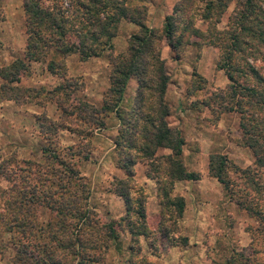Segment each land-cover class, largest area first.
<instances>
[{
	"label": "rangeland",
	"instance_id": "obj_1",
	"mask_svg": "<svg viewBox=\"0 0 264 264\" xmlns=\"http://www.w3.org/2000/svg\"><path fill=\"white\" fill-rule=\"evenodd\" d=\"M207 1H128L132 7L141 3L146 6L145 18L148 23L157 25L159 33L165 17L172 13L177 19L176 34L183 41L176 52L163 34L158 40L169 76L164 94L170 108L167 120L171 126L179 127L185 137L181 158L186 168L200 174L199 180L181 181L176 189L173 185L172 195H182L185 200L183 212L177 217L174 201L169 203L167 197L161 196L156 179L145 182L144 178V166L147 175L149 171L153 176L158 173L164 177L160 168L164 162L154 172V164L140 158L136 150L134 152L139 155L136 160L142 162H137L134 169L132 211L125 214L123 198L113 189L120 183L116 179L120 169L115 164L126 151L134 149L115 150L114 139L119 125L113 118L106 117L111 112L104 116V125L94 127L88 122L69 121V115L62 111L70 100L66 98L68 93L73 101L88 100L97 107L104 96L114 98L109 90V75L114 69L113 60L115 66H122L128 57L126 44L133 30L127 19L120 20L117 36L113 39L118 52H122L116 53L114 47L112 53L104 49L99 61L86 62L77 52L71 53L51 71L47 68L48 61L61 56L49 51L40 59H27L23 52V9L18 0H0V65L14 59H23L27 64L19 81L8 85L15 89L8 92L21 96L25 103L13 98L0 100V162L8 169L7 175L0 172V264H14L18 257L16 248L27 241L35 248L34 253L43 259L48 258V249L62 256L67 264H227L233 253L236 257L239 253L250 254L251 260L264 264V221H258L256 215L236 205L221 183L207 172L211 152L226 153L242 167L253 162L250 149L237 141V114L219 113L214 104L205 106L200 102L212 90L225 87L230 81L219 63L218 45L192 33V28L197 27L198 33L206 34L213 24L214 16L204 17ZM228 3L218 27L226 22L234 0ZM100 65L103 68L95 73ZM2 81L0 78V84ZM60 85L65 87L60 89ZM128 92L135 94L126 85L125 93ZM127 104L124 108L130 106ZM62 115L64 119L59 118ZM50 121L57 123V127L51 128ZM44 147L54 149L66 159L68 165L78 171L76 177L71 176L63 163L44 153ZM169 151L159 148L156 153ZM65 180L72 181L78 191L82 189V197L77 200L86 210L91 207L83 222L77 217H66L63 212L57 214L56 208H52V199L44 197L43 192L48 190L62 202L63 186L68 185ZM140 190L145 197L148 227L142 228L132 239L130 225L135 229L141 221L134 211L138 199L135 197ZM32 192H36L34 198ZM254 195L257 201L253 202L254 206L264 212V192ZM111 225L119 231L116 238L110 233ZM50 229L55 233L52 236ZM75 236L79 237L80 245L74 242ZM70 241L72 245H68ZM37 243L40 246L36 247ZM42 243L47 247L45 250Z\"/></svg>",
	"mask_w": 264,
	"mask_h": 264
},
{
	"label": "trees",
	"instance_id": "obj_2",
	"mask_svg": "<svg viewBox=\"0 0 264 264\" xmlns=\"http://www.w3.org/2000/svg\"><path fill=\"white\" fill-rule=\"evenodd\" d=\"M128 1L22 0L25 32L23 52L29 60L40 59L49 51L58 53L61 58H51L47 63V68L53 71L62 63L61 59L71 53L77 52L80 59L99 55L104 49H109L112 53L114 47L112 39L116 35L122 18L139 26V29L128 37L126 50L128 57L124 59L122 66L118 64L115 66V60L112 62L114 69L109 75V90L110 93H114V98L104 96L102 103L97 107L95 103L88 100L73 101V97L70 98L68 93L66 98L70 100L63 106L62 111L69 115V121L74 119L88 122L94 127L104 125L106 113L115 112L120 122L114 139L115 150L134 149L126 153L123 151L125 155L116 161V164L124 169L125 177H117L120 183L113 189L123 198L125 214L132 211L130 205L133 199L131 195L133 165L137 157L141 155L140 158L149 160L150 165L154 164V172L164 162V165L160 167L165 174L164 177H160L158 173L153 176L149 171L148 175L156 179L161 196L167 197L169 203L174 201L176 216L179 217L183 212L185 200L181 195H172L174 181L183 178L197 179L199 172L186 168L181 158L185 137L180 128L172 127L167 120L170 108L164 94L169 76L158 40L163 34L167 43L176 52L179 51L183 41L176 34L177 19L172 13L165 17L162 31L159 33L158 28L149 27L145 23L146 6L141 3L132 7ZM228 2L229 0H208L204 17L214 16L209 32L202 34L198 33L197 27L192 28V33L199 35V39L207 38V41L218 45L219 63L230 79L228 85L215 88L200 102L205 106L214 104L219 113L237 114L239 126L237 141L250 149L253 162L242 167L230 160L226 153L211 152L208 156V172L222 184L223 189L236 205L246 210L248 214L256 215L258 221H264V212L253 203H257L254 201L256 198L254 193L260 195L264 192V0H234L226 22L218 27L217 23L226 11ZM174 7L177 8V5ZM1 16L0 9V18ZM111 56L113 59L117 58L116 55ZM26 66L23 59H14L0 65V78L3 79V83L0 84V100L13 98L20 103L25 101L14 92L9 93L8 90L14 87H8V85L19 81L20 73ZM131 77L137 80V88L129 102L130 106L124 108L126 104L123 96ZM61 87L65 85H60L58 88L61 89ZM197 88H200V84H197ZM59 118L64 119L65 115ZM50 122L51 128L57 127V123ZM61 124L59 121L58 125ZM80 129L84 130L83 127ZM159 147H167L170 151L157 155ZM135 150L139 155L134 152ZM43 152H47L63 163L71 176L76 177L78 171L73 166H69L66 159L60 157L59 153H55L54 149L49 150L48 147H44ZM2 164L0 162V172L7 175L5 171L8 169ZM233 173L238 174L234 177L230 176ZM66 181L68 185L63 186L64 200L62 202L54 198L53 193L48 190L43 192L44 197L52 199L51 203L56 205V207L52 205V208H56L57 214L63 212L66 217H77L83 222L91 207L86 210V207L84 208L77 200L82 197V189L78 191L77 187L72 186V181ZM34 194L36 192H32V198ZM138 194V197H135L138 199L134 211L141 221L139 226H136L138 229L130 225L129 232L132 239L142 232V228L148 227L144 206L145 197L142 190L138 191ZM84 197L87 198L88 195ZM66 223L64 222L65 225ZM68 224L71 222L68 221ZM49 232L51 236L55 234L52 229ZM110 233L112 238L119 236L115 225L110 226ZM73 240L80 245L79 237L75 236ZM72 244L73 241H70L68 245ZM30 245L28 241L22 242L20 248H16L18 257L14 260V264H67L62 256H57L46 249L45 243L41 245L48 252L47 259L34 253L35 248ZM35 245L40 246L39 243ZM238 256L236 257L233 253L227 259V264H260L258 261L251 260L250 254L239 253Z\"/></svg>",
	"mask_w": 264,
	"mask_h": 264
},
{
	"label": "crops",
	"instance_id": "obj_3",
	"mask_svg": "<svg viewBox=\"0 0 264 264\" xmlns=\"http://www.w3.org/2000/svg\"><path fill=\"white\" fill-rule=\"evenodd\" d=\"M18 4H20V7H21V9H23V6H22V0H18ZM147 9H149V5L147 6ZM24 13V12H23ZM127 22L130 24V26H131V28L130 29H132L133 31L131 32V33H133V32H136L138 29H139V26L136 24V23H134V22H132V21H128L127 20ZM145 23L149 26V27H156L157 28V25H154L153 23L152 24H150V23H148V18L146 17L145 18ZM130 33V34H131ZM116 36H117V33H116V35L114 36L115 38H116ZM114 37H113V39H114ZM113 39H112V41H113ZM25 43V42H24ZM25 45V44H24ZM113 45H114V43H113ZM126 48H127V44H126ZM126 48L123 50V51H125L126 50ZM114 50H115V52L116 53H120V52H122V51H119L118 52V50H117V46H114ZM103 54V53H102ZM102 54H99V55H95V56H90V57H88V58H86V59H81V60H84L85 62L87 61V60H90V59H93V60H97V61H99L102 57ZM68 59V58H67ZM91 61V60H90ZM101 68H103V65H100V67L99 66H97L95 69V73H98L99 72V70L101 69ZM98 76V75H97ZM127 87L129 88V90L130 91H132V92H134V91H136V88H137V80L134 78V77H131V78H129V80H128V83H127ZM133 94H131V92H128L127 94L124 92V96H123V101H124V103L125 104H127V103H129L131 100H132V98H133V96H132ZM132 97V98H131ZM23 103H25V102H23ZM106 117H108V118H113L114 119V122H116V124H117V126L119 125V118H118V116L115 114V112H111V114H107L106 115ZM172 127H176V126H172ZM179 128V127H178ZM117 131H118V127H117ZM159 148H163V149H165L166 151L167 150H169L167 147H159ZM165 152V151H164ZM139 161H141V160H136L135 161V163H134V165H133V168L135 169L136 168V164H137V162H139ZM142 162V161H141ZM145 163V162H144ZM116 165V167H118V169H120L118 172H119V174H120V176L119 177H125V171H124V169L122 168V167H120V166H118L117 164H115ZM208 172V171H207ZM208 174H209V172H208ZM200 175V174H199ZM134 176H135V173H134ZM212 176V175H211ZM200 177V176H199ZM197 178V179H188V178H183V179H177V180H175L174 181V187H175V189H176V187H177V185L181 182V181H191V180H199L200 178ZM214 177V176H213ZM144 178H145V182H150V181H154L155 180V178L154 177H151V176H149V175H147V172L145 171V166H144ZM215 179H216V177H214ZM147 180V181H146ZM217 180V179H216ZM218 181V180H217ZM222 185V184H221ZM182 196V195H181ZM121 197V196H120ZM123 204H124V202H123ZM124 205H123V210H124ZM145 212H146V210H145ZM173 246V248L174 247H176L177 246V244L176 245H172Z\"/></svg>",
	"mask_w": 264,
	"mask_h": 264
}]
</instances>
